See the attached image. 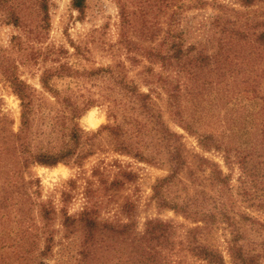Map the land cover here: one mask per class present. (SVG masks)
Segmentation results:
<instances>
[{
    "label": "rangeland",
    "instance_id": "rangeland-1",
    "mask_svg": "<svg viewBox=\"0 0 264 264\" xmlns=\"http://www.w3.org/2000/svg\"><path fill=\"white\" fill-rule=\"evenodd\" d=\"M49 2L51 25L43 43L34 44V48L15 46L14 37L22 36L25 40V33L6 22L0 12V50L17 58L18 63L22 61L17 72L34 89L44 129L41 146H53L48 108H59L55 97L41 83L42 72L54 64V59L80 70L111 67L140 92L149 94L154 113L161 115L165 125L178 135L174 141L181 147L188 167L182 169L174 189L190 195L201 189L210 193L208 173L199 165L201 157L207 158L230 175L234 209L264 223V156H256L254 151L253 163L258 164L260 176L243 192L238 165L226 163L221 151H206L199 143L201 134L215 131L217 135L215 129L231 117L234 121L229 125L237 131L233 141L240 153L246 154L250 141L255 140L254 132L247 131L256 123L254 111L262 100L250 92V84L245 81L254 68L264 67L257 52L258 44L253 40L255 34L264 31V0H255L251 5H244L241 0H86L84 13L72 7V0ZM31 18V23L39 22L37 14ZM232 31L237 33L235 37H231ZM180 39L183 54L192 56L189 59L192 63L184 66L170 58L171 63L166 64L160 55H176L177 52L172 54V44ZM45 47L62 49V52L50 59L39 55L36 61L33 52ZM76 81L54 76L51 85L62 91L76 90L79 88ZM87 87L82 91L84 95L99 102L84 112L79 119L80 126L91 134L103 125L120 124L129 130L128 141L138 147L134 150L144 153L148 160L136 156L135 152L115 151V141L103 131L96 141L95 153L84 158L81 164L74 157L55 166L32 165L16 181L12 180L14 186L3 183L7 175L0 172V264H35L40 260L45 235L40 233L39 226L44 222L35 203L41 201L54 206L50 229L55 230L57 241V255L45 259L44 264H76L82 234H75L67 246L69 241L63 239L62 221L66 213L77 215L82 210L89 181L98 190L92 199L99 203L100 221L128 222L127 205L131 203L134 208L130 219L137 222L139 231L152 218L172 220L177 225L176 246L170 253L173 264H208L188 249L185 231L196 224L182 214L160 207L153 197V186L170 174L169 143L162 140L145 113L129 109L132 103L127 100L124 101L129 106L118 112L117 118L109 116L110 102L101 95H114L117 86L113 88L112 84L91 80ZM263 87H260L261 96H264ZM90 113L97 124L90 122ZM20 125L21 100L0 75V129L17 132ZM256 147L264 151V145ZM120 169L132 171L134 179L120 188L106 189ZM9 197L19 203L15 205ZM230 238L229 228L220 223L205 231L201 241L220 250L227 264H232L228 251ZM251 240L261 254L258 264H264V226L253 232ZM119 255L116 251L107 252L97 264H120Z\"/></svg>",
    "mask_w": 264,
    "mask_h": 264
},
{
    "label": "trees",
    "instance_id": "trees-1",
    "mask_svg": "<svg viewBox=\"0 0 264 264\" xmlns=\"http://www.w3.org/2000/svg\"><path fill=\"white\" fill-rule=\"evenodd\" d=\"M49 1L52 0H0V12H2L6 22L21 28L25 33V40L22 36L14 37L16 39L15 46L34 48V44L43 43L47 35L46 31L51 25L49 13L51 3ZM254 2L255 0H241L244 5H251ZM72 7L80 13H84L86 0H72ZM33 14H37L38 23H31ZM240 33L242 32L240 31ZM246 33L249 34V32ZM236 34L232 31L233 36L231 37H235ZM253 40L258 44L257 52L264 61V31L255 34ZM182 41L180 39V41H174L172 44L174 45L172 54L177 52L176 55H160L162 56L161 60L170 64L169 59L172 58L176 59L179 64L183 65L184 63V66L191 64L189 59L193 57L183 54ZM60 52L62 49L37 48L33 52V58L37 61L38 56L41 55L45 59H50ZM19 63L17 58L0 50V75L9 83L13 92L21 100L19 130L14 132L0 129V172L7 175L3 183L7 182V184L14 186L17 177L25 169L36 164L55 166L61 162L66 163L74 157L81 164L84 158L95 153L96 148H98L96 141L103 131L115 141V151L125 154L135 152L136 156L148 160V156L144 153L134 150L138 147H134L128 141L129 130L124 129L120 124L103 125L97 132L91 134L87 133L79 124V119L84 112L99 102L98 99L86 96L82 92L87 90L90 81L98 80L103 84H112L113 88L118 87V90L115 89V94L101 95L110 102L109 116L117 118V113L126 109L129 106L128 103H132V107L129 109H137L145 113L162 135V140L169 143L167 150L171 163L170 174L159 179L153 186V197L160 207L182 214L186 219H190L196 224L185 231L186 242L191 254L208 264H227L220 250L201 241L205 231L212 230L215 225L224 223L231 234V238L228 240L231 263L258 264L260 262L261 254L257 252L251 237L260 226H264V223L257 217L234 209L232 204L234 192L230 184V175L225 174L217 162L204 157H201V162H199L200 166L206 168L204 169L208 173L206 180L212 193L201 189L190 195L174 189L176 183L180 181L179 175L182 169L188 167V161L181 147L174 141L178 135L165 125L161 115L154 113L149 94L140 92L135 84L131 85L119 77L116 70L111 67L80 70L70 66L67 62L54 59V64L45 69L40 78L43 86L51 92L55 97L56 104L59 105V108H48L50 112L49 133L53 146L44 147L40 144V136L43 135L44 131L40 121L41 108L35 104L33 87L23 80L17 72ZM54 76L74 78L77 80L76 83L79 84V88L76 90L72 88H66L65 91L59 90L51 85ZM246 80L245 82L250 84V92L256 94V98L264 101V96L260 95L262 90L260 87L264 86V67L254 68L252 75ZM124 100H127L128 103ZM262 101L261 104L258 102V107L254 111L255 119L253 120L256 123H253L247 131V133L254 132L255 140H252L255 142L250 141V150L246 154L240 153L235 147L233 140L237 131L229 125L230 121H234L232 117L224 120L225 125L215 129L217 135L213 131L212 133L201 134V138H199V143L203 149L221 151L226 163L238 165L241 171L240 180L243 184V192H247L252 183L260 176L258 164L253 163V159L254 151L256 156H264V151H260L256 147V145H260V147L264 145V104ZM134 176L132 171L120 169L117 176L106 185V189L120 188L125 182L133 180ZM97 191V189H93L92 183L89 181L84 192L86 202L82 210L77 215L66 213L62 221L63 239L69 241L67 246L71 245V240L74 239L75 234H82V239L78 245L76 264H97L110 251H116L120 254L118 259L121 261L120 264H173L174 261L171 259L170 253L175 249V237H177L178 231L177 225L172 220L148 219L144 224V229L139 231L137 222L130 219L134 208V205L130 203L129 207L127 205L130 216L128 222H102L98 217L99 203L92 199V195ZM9 198L7 200L11 199ZM20 201L24 206V199L21 198ZM13 203L17 205L19 202L13 201ZM35 204H38L40 217L44 222L43 225L39 226V231L45 235L43 237L44 247L39 253L40 260H36L35 264H44L45 259L57 255L55 252L57 244L54 237L55 230L50 229V220L55 209L53 205L47 202L41 201Z\"/></svg>",
    "mask_w": 264,
    "mask_h": 264
},
{
    "label": "bare ground",
    "instance_id": "bare-ground-1",
    "mask_svg": "<svg viewBox=\"0 0 264 264\" xmlns=\"http://www.w3.org/2000/svg\"><path fill=\"white\" fill-rule=\"evenodd\" d=\"M91 114V113H90ZM89 118H90V122L92 123V124H95L96 123V118L94 119L93 117H92V114H91V116H88ZM87 117V118H88ZM97 124V123H96Z\"/></svg>",
    "mask_w": 264,
    "mask_h": 264
}]
</instances>
